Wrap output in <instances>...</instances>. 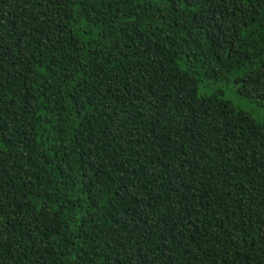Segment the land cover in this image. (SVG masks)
Listing matches in <instances>:
<instances>
[{
	"label": "trees",
	"instance_id": "obj_1",
	"mask_svg": "<svg viewBox=\"0 0 264 264\" xmlns=\"http://www.w3.org/2000/svg\"><path fill=\"white\" fill-rule=\"evenodd\" d=\"M0 264H264V0H0Z\"/></svg>",
	"mask_w": 264,
	"mask_h": 264
},
{
	"label": "rangeland",
	"instance_id": "obj_2",
	"mask_svg": "<svg viewBox=\"0 0 264 264\" xmlns=\"http://www.w3.org/2000/svg\"><path fill=\"white\" fill-rule=\"evenodd\" d=\"M235 85L233 82L227 83L225 86V96L234 101L237 105H239L241 108H244L248 111H251L253 113H258V110L260 111V107L256 106L254 103L247 99H242L238 93H236Z\"/></svg>",
	"mask_w": 264,
	"mask_h": 264
}]
</instances>
